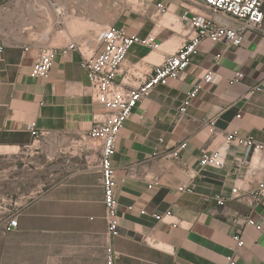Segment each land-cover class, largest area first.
Masks as SVG:
<instances>
[{
    "label": "crops",
    "instance_id": "crops-1",
    "mask_svg": "<svg viewBox=\"0 0 264 264\" xmlns=\"http://www.w3.org/2000/svg\"><path fill=\"white\" fill-rule=\"evenodd\" d=\"M77 1L72 6L84 11L70 17L87 25L78 28L60 20L49 29L48 8L64 17L66 8L70 13L67 0L60 5L55 0H0V212L19 216L15 230L22 262L106 264L112 246L119 253L115 264H223L231 255L238 264H264V194L255 195L264 180V151L242 165L244 148L234 142L223 168L201 165L203 154L222 142L203 123L206 117L217 118L220 131L238 130L264 143V34L250 30L240 46L205 41L182 79L157 86L138 103L118 136L114 165L121 233L110 237L99 168L102 141L88 137L106 109L92 96L82 55L88 48L97 53L101 31L84 29L116 23L146 36L153 27L143 17L126 14V0H112L117 9L103 8L106 0L87 7L82 5L86 0ZM165 1L168 13L152 16L156 28H163L158 31L161 48L135 45L129 51V65L140 70L124 74L133 86L184 42L181 33L165 32L172 31L173 22L174 29L186 32L177 22L182 0ZM40 19L45 31L39 41L32 30H38ZM63 25L66 33L69 27L79 29L78 35L65 34ZM63 36L66 43H60ZM56 42L78 43L82 51L59 52L49 78L34 77L41 47ZM217 53L223 54L219 65ZM210 68L221 80L206 86L182 113L187 92ZM238 72L244 78L231 85L229 78ZM257 85L262 90H254ZM32 123L50 135H34ZM184 140L179 158L170 156L169 149ZM182 183L193 185L195 192L180 191ZM217 195L227 199L225 205L216 201ZM168 212L165 219L158 217ZM250 218L263 229L250 225Z\"/></svg>",
    "mask_w": 264,
    "mask_h": 264
},
{
    "label": "built area",
    "instance_id": "built-area-1",
    "mask_svg": "<svg viewBox=\"0 0 264 264\" xmlns=\"http://www.w3.org/2000/svg\"><path fill=\"white\" fill-rule=\"evenodd\" d=\"M36 1V0H32ZM132 4L133 0H126ZM147 12L152 6L155 9L152 16L165 15L168 13V4L165 0H138ZM183 11L177 22L186 30L185 33L174 29L175 23L169 27L172 31L181 33L184 42L165 59L155 64L145 77H142L139 85L133 86L132 79L124 76L125 73L136 75L137 70L129 65L128 54L132 47L139 45L142 49L158 50L161 48L159 32L153 29L146 36L129 31L127 27L111 23L102 26L101 34L96 41L99 44L97 53L93 49L82 52L84 57L83 66L87 71L89 86L92 96L97 104L105 107L106 113L102 118H96L89 130L88 137L98 138L102 141V152L99 168L102 173V184L105 190L106 220L108 222V235L115 237L121 233L119 218V202L116 196L118 186L114 157L117 153V141L120 130L132 115L140 101L151 95L159 85H167L173 80L182 79L186 71L198 54L200 46L205 41H223L229 45L240 46L246 40V33L255 30L264 34V0H182ZM81 50L78 43H70L66 46L46 44L41 47L39 56L32 69L34 77L49 78L59 52L67 53L71 49ZM4 50L3 37L0 34V53ZM90 51V52H89ZM91 54V55H90ZM222 53L215 55L216 64H221ZM123 75V76H122ZM126 75V74H125ZM122 76V77H121ZM121 77V78H120ZM244 78L243 72H238L229 78V83L235 84ZM221 80V74L210 68L207 70L201 82L187 92L180 111L186 113L188 106L208 85H213ZM254 90H262L261 85L253 87ZM240 116V115H238ZM217 118L206 117L203 123L208 126L211 134L216 139L221 138V146L206 151L201 159L202 167L221 169L225 166L227 147L231 143H238L244 148V158L241 164H246L256 153L264 151V143L253 136L243 135L238 130L220 131ZM33 134L41 139L50 135L49 131H37L36 123L31 124ZM163 142V137L159 138ZM187 146V141H181L169 149V155L179 158L180 153ZM259 165L258 169L261 170ZM157 183V181H156ZM149 187H153L149 185ZM182 192L194 193L193 185L180 184ZM240 189L234 188L238 193ZM264 194V180L259 181L255 195ZM220 205H225L227 199L221 195L214 197ZM171 212L159 214L160 219H165ZM19 216L14 214L8 219L7 230L13 231L18 227ZM250 225L262 230L263 226L254 219H248ZM176 226L177 223L173 222ZM238 246H243L244 241L240 235L235 236ZM119 253L110 246L107 250L106 264H115ZM223 264H238L234 256L226 257Z\"/></svg>",
    "mask_w": 264,
    "mask_h": 264
},
{
    "label": "rangeland",
    "instance_id": "rangeland-1",
    "mask_svg": "<svg viewBox=\"0 0 264 264\" xmlns=\"http://www.w3.org/2000/svg\"><path fill=\"white\" fill-rule=\"evenodd\" d=\"M60 1L63 2V0H59V2L57 0H55V2L58 3L59 5H60ZM67 1L69 2L68 4L70 5V13L69 14L73 13V14H76L78 16V14H80V13H82V11H84L83 7H81V9L74 8L72 6V3H71L72 1L71 0H67ZM93 1L94 0H86L82 3V5L87 7V5H92ZM104 4L105 5L103 6V8H109V7L114 6L117 9V7L118 8L120 7L119 5H115L114 1H112V0H106V3H104ZM123 9H125L126 14L131 15L133 18L138 16V17H141V18L143 17L144 19H146L147 23L152 24V27H153L152 29H155L157 31H159V30L161 31L163 29L162 27L156 28L157 27L156 26L157 21H154L152 19L153 6L150 9H148L147 12H145L143 10L142 4H140V2L138 0H133L132 4L127 5L125 8L123 7ZM121 11H122V8H121ZM83 17H84V15H83ZM110 17L106 19V22L112 21V16H110ZM156 18H158V17H156ZM42 19L38 20V23H39V26L37 28L38 30H32L33 32L35 31V33H36L35 37H37L39 41L41 40V35L43 34V31H45V27H44V23L42 22ZM65 21L67 22V25H69L70 23H71V25H76V26H77V24H80V25H84V27L88 23L87 21H83L81 19H75V18H71V17H70V19L65 20ZM131 21H133V20L131 19ZM50 22L51 21H49V23L48 22L45 23V26L48 27L49 29L53 28L52 25H54V23H52V22L50 23ZM86 27H88V28H86L84 30H86L87 32L90 31V32L98 33L100 31V30H97V28L94 25H91V27H89V26H86ZM62 28H64L65 34H68L65 31V25H63ZM93 28H95V29H93ZM68 30L70 32V35H74V36L78 35L77 31L79 29H76V28L74 29V26L72 28L69 27ZM166 31L171 33L172 35L175 34L173 31H170L168 29H165V32ZM37 32H38V34H37ZM56 39L59 40V38H57V37H56ZM66 41H67V37L63 36V39L60 41V43H66ZM53 44L58 45L59 43L56 42ZM14 214H16L14 211H11L8 213L0 212V264H24V260L22 262V260L20 259V253H19V247H20L19 246V236H20L19 232L17 230H13V231L7 230L8 219L10 217H12Z\"/></svg>",
    "mask_w": 264,
    "mask_h": 264
},
{
    "label": "bare ground",
    "instance_id": "bare-ground-1",
    "mask_svg": "<svg viewBox=\"0 0 264 264\" xmlns=\"http://www.w3.org/2000/svg\"><path fill=\"white\" fill-rule=\"evenodd\" d=\"M73 1V0H72ZM83 1V0H82ZM78 2H80L79 0L77 1V4H78ZM76 3V2H75ZM49 5V4H48ZM67 7H69V6H67ZM94 8V7H93ZM68 8H66L65 10H64V17H62V16H60V15H58V13L57 14H55V16L53 15V14H51L50 12V9L48 8V10H47V12L46 13H48V11H49V13H48V15H51L50 17H52L50 20H48L47 22L49 23V21H51L52 23H54L55 24V21L56 22H60V20H64V22L66 23V25H67V22L65 21V20H68V19H70L69 17H70V14H69V11L67 10ZM70 9V8H69ZM94 10H95V8H94ZM93 10V12H95ZM94 14H97V12L96 13H94ZM99 17V16H98ZM48 18V17H47ZM97 18V17H96ZM50 22V23H51ZM68 33H70L69 32V30H68Z\"/></svg>",
    "mask_w": 264,
    "mask_h": 264
}]
</instances>
